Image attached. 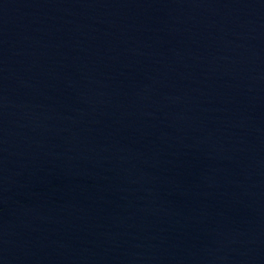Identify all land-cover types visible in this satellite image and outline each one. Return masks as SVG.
Returning <instances> with one entry per match:
<instances>
[{"label":"water","instance_id":"water-1","mask_svg":"<svg viewBox=\"0 0 264 264\" xmlns=\"http://www.w3.org/2000/svg\"><path fill=\"white\" fill-rule=\"evenodd\" d=\"M0 264H264V0H0Z\"/></svg>","mask_w":264,"mask_h":264}]
</instances>
